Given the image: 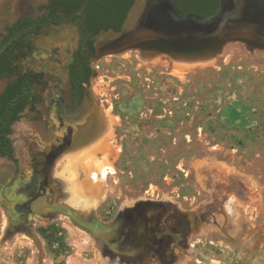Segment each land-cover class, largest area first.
<instances>
[{
  "label": "rangeland",
  "instance_id": "1",
  "mask_svg": "<svg viewBox=\"0 0 264 264\" xmlns=\"http://www.w3.org/2000/svg\"><path fill=\"white\" fill-rule=\"evenodd\" d=\"M79 38L75 26L52 27L25 62L39 68L44 52H72ZM93 66L90 98L102 133L67 150L50 183L58 204L116 224L102 237L127 245L108 247L59 212L16 226L1 195L0 264H264V49L231 41L193 56L129 50L94 57ZM30 115L12 129L19 154L33 139ZM142 215L153 229H178L180 243L124 233ZM53 224L65 251L39 233Z\"/></svg>",
  "mask_w": 264,
  "mask_h": 264
},
{
  "label": "flooded vegetation",
  "instance_id": "2",
  "mask_svg": "<svg viewBox=\"0 0 264 264\" xmlns=\"http://www.w3.org/2000/svg\"><path fill=\"white\" fill-rule=\"evenodd\" d=\"M49 4L50 0H19L15 9L20 13V17L0 29V56L12 42H22L21 47H16L15 58L9 65L13 74L11 77L0 78L6 80L0 96L11 82L30 74V78L26 80L29 87L26 90L29 103L21 117L27 110L31 113V122L34 123L33 139L31 143L24 144L19 154L11 135L14 160L0 155V159H5L8 163L4 168L1 166L5 164L0 165V197H7V203L3 205H10L14 209L13 220L19 227L29 226L33 218L46 217L37 212H54L45 209L41 211V206L61 205L57 203L55 188L52 189L50 183L54 165L67 150L82 147L85 142L91 143L102 133L101 123H97L95 105L90 98V86L96 76L93 66L96 36L91 39L92 46L86 45L82 43L81 30L76 22L62 23L60 25L75 26L80 32L75 50L71 52L67 48L59 55L44 52L41 56L44 63H41L39 68L33 65L31 67V64L25 62L29 57H37L34 39L45 34L50 28L60 26L50 25L52 18L49 17ZM43 18H47L48 22H40ZM36 23L43 25L40 34L33 31ZM29 24L28 28H22ZM78 51L80 53L76 56ZM24 62L26 67H23ZM87 74L89 82L86 79ZM20 156L26 161L22 162ZM139 217L136 220V224L139 222L138 226H134L136 228L131 227L135 221L122 227L124 233L130 232L132 235L133 232L139 231L148 236L154 233L156 242L173 236L176 244L180 243L181 239L176 236L180 233L178 229L162 232L153 229V226L149 227L148 219L144 215ZM145 240H149L148 237Z\"/></svg>",
  "mask_w": 264,
  "mask_h": 264
},
{
  "label": "water",
  "instance_id": "3",
  "mask_svg": "<svg viewBox=\"0 0 264 264\" xmlns=\"http://www.w3.org/2000/svg\"><path fill=\"white\" fill-rule=\"evenodd\" d=\"M18 2L9 0L0 9V29L20 17L15 9ZM231 41L264 49V0H219L217 9L205 17L184 14L173 0H135L122 29L100 33L95 37L94 46L95 58L99 60L105 55L129 50L193 56L220 49ZM40 209L63 213L93 236L102 238L108 247L126 246L124 241L112 244L102 237L113 234L116 224L103 223L96 216L83 220L75 210L64 205ZM139 244L134 245L139 247Z\"/></svg>",
  "mask_w": 264,
  "mask_h": 264
},
{
  "label": "trees",
  "instance_id": "4",
  "mask_svg": "<svg viewBox=\"0 0 264 264\" xmlns=\"http://www.w3.org/2000/svg\"><path fill=\"white\" fill-rule=\"evenodd\" d=\"M184 14H194L201 17L212 14L219 5V0H173ZM135 0H50L49 17L52 18L50 25L62 23H77L82 34V43L92 46L91 39L106 31L119 32L133 7ZM48 22L47 18L40 19V22ZM24 25L22 28H28ZM48 26V25H45ZM36 34L42 33L43 25L34 26ZM18 44V45H17ZM17 46L21 47L22 42H12L0 56V78L11 77L12 69L10 63L15 58L14 53ZM17 47V48H16ZM20 50V49H19ZM79 51L76 56L79 55ZM79 60V59H77ZM76 65H74V68ZM30 74L20 76L16 82H11L4 93L0 96V155L7 156L14 160L13 141L11 135L12 127L21 118V113L27 107L29 101L26 90L27 79ZM89 82V74H87ZM62 230L53 224L46 228H40L39 233L48 242L49 247L59 243L62 250L67 246L62 236ZM60 252H57L59 254Z\"/></svg>",
  "mask_w": 264,
  "mask_h": 264
},
{
  "label": "bare ground",
  "instance_id": "5",
  "mask_svg": "<svg viewBox=\"0 0 264 264\" xmlns=\"http://www.w3.org/2000/svg\"><path fill=\"white\" fill-rule=\"evenodd\" d=\"M92 160H93V159H92ZM92 162L94 163V161H92ZM88 164L90 165V162H89ZM90 166H91V165H90ZM79 189H80L79 191H80L81 193H83V192L86 193V192L88 191V189H89V186H83V185H81ZM85 190H86V192H85ZM82 191H83V192H82Z\"/></svg>",
  "mask_w": 264,
  "mask_h": 264
},
{
  "label": "crops",
  "instance_id": "6",
  "mask_svg": "<svg viewBox=\"0 0 264 264\" xmlns=\"http://www.w3.org/2000/svg\"><path fill=\"white\" fill-rule=\"evenodd\" d=\"M105 144H106L105 141H101V142H99V143H98L99 148H100V147L102 148V146H103V147H105V146L107 147V145H105Z\"/></svg>",
  "mask_w": 264,
  "mask_h": 264
}]
</instances>
